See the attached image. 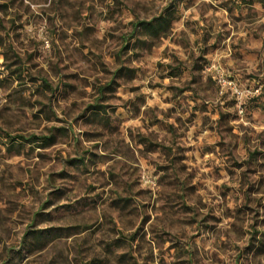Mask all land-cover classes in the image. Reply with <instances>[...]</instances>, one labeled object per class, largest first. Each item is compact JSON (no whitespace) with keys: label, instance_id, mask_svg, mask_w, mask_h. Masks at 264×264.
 Returning a JSON list of instances; mask_svg holds the SVG:
<instances>
[{"label":"rangeland","instance_id":"rangeland-1","mask_svg":"<svg viewBox=\"0 0 264 264\" xmlns=\"http://www.w3.org/2000/svg\"><path fill=\"white\" fill-rule=\"evenodd\" d=\"M0 264H264V0H0Z\"/></svg>","mask_w":264,"mask_h":264}]
</instances>
